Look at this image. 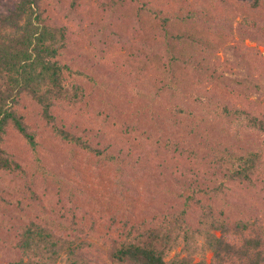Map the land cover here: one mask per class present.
I'll list each match as a JSON object with an SVG mask.
<instances>
[{
	"label": "rangeland",
	"instance_id": "rangeland-1",
	"mask_svg": "<svg viewBox=\"0 0 264 264\" xmlns=\"http://www.w3.org/2000/svg\"><path fill=\"white\" fill-rule=\"evenodd\" d=\"M60 1L51 0L44 7L49 23L66 29L67 47L61 57L67 66L90 78L80 80L84 96L76 110L71 111L67 128L94 143L102 140L103 135L89 128L95 126L86 127L81 121L104 127L112 134L110 140L116 149L110 154L115 159L100 163L94 156L62 141L45 124L40 107L29 98L22 99L17 112L36 135L38 146L33 153L13 130L4 142L5 148L25 162L28 170L25 177L0 174V264L21 258L14 249L20 227L40 211L38 203L31 202L32 193L26 188L38 165L52 175V178L37 176L32 187L42 198L46 214L57 202L66 210L75 209L83 227L93 226L92 240L107 231L115 235L121 227L119 219H128L134 225L173 215L185 208L184 200L192 190H199L195 198L212 206L215 216L224 220L228 228L243 220L258 223L264 232V180L254 177L251 185L228 180L221 169L209 166L211 152L205 149L206 138L197 134L185 138L188 132L183 125L181 128L179 120H187L190 125L205 115L195 96H181L192 91L201 92L205 100H223L233 94L264 105V68L256 73L240 52L244 45L257 50L264 60V10L249 14L252 0H213L211 9H222L220 19L205 18L198 13L189 28L177 25L170 28L169 39L184 30L191 31L195 39L208 42L203 73L196 63L183 61L182 53L190 47L176 45L180 52L176 51L177 62L171 64L184 72L180 81L184 80L186 90L172 92L168 88L171 79L160 80L158 57L166 55L165 44H148L139 34L140 24L131 20V16L123 18L124 11L109 5V0H87L83 14L69 12V0ZM13 2L0 0V14ZM202 4L208 5L204 0ZM200 9L203 7L199 5L197 11ZM126 10H130V4ZM117 20L124 26L126 36L109 39ZM192 47L190 53H199L197 46ZM179 107L187 115L182 112L178 116ZM106 115L107 122L103 121ZM204 128L210 134L208 140L216 143L219 150L264 155V133L241 127L233 133L232 129H225L222 121L211 122ZM167 140L180 144L182 153L166 146ZM219 185L224 186L223 190L215 192ZM196 199L190 203L193 208ZM73 204L75 208L71 207ZM41 218L47 219V215ZM193 220L188 219L190 223ZM179 252V249L171 252L168 258ZM210 257L204 250L196 258L209 264Z\"/></svg>",
	"mask_w": 264,
	"mask_h": 264
},
{
	"label": "trees",
	"instance_id": "trees-1",
	"mask_svg": "<svg viewBox=\"0 0 264 264\" xmlns=\"http://www.w3.org/2000/svg\"><path fill=\"white\" fill-rule=\"evenodd\" d=\"M50 1L14 0L11 7L0 14V174H17L21 177L27 175L28 167L25 162L4 146L10 130L17 132L33 153L36 152V135L25 123L24 116L17 112L20 102L26 98L40 107L45 124L62 141L94 156L100 163L114 162L115 159L110 154L116 149L110 140L112 134L104 127L81 121L86 127L95 126L89 128L103 135L102 140L94 143L91 138L73 133L67 128L71 111L76 110L84 96L80 80L90 78L63 62L61 55L67 47L66 29L49 23L50 18L44 5ZM109 1V5L124 11L121 12L123 18L131 16V20L140 24L142 30L139 34L143 35L148 44H165L166 55L162 54L158 59L162 69L160 80L165 82L171 79L169 91L186 90L183 87L184 80L180 81L184 72L171 64L177 62L175 54L180 52L176 45L190 47L185 48V54L182 53L183 61L188 59L196 63L197 69L202 73L206 70L204 65L207 64L208 42L195 39L191 31L184 30L171 35L170 41L168 31L175 25L183 29L189 28L188 24L192 23L198 13L205 18L220 19L222 9H211L213 0H204L208 5L202 4V0ZM86 3L87 0H69L68 10L83 14ZM129 4L130 10H126ZM199 5L203 9L197 11ZM263 10L264 0H252L247 12L256 14ZM115 23L109 39L126 36L124 26L118 20ZM192 45L200 49L199 53H190L194 48ZM240 52L247 58L252 70L262 72L264 60L257 50L243 45ZM178 61L180 62V58ZM181 96H195L196 104L202 106L201 111H205L204 117L199 119L196 115L195 119L198 120L190 122V125L187 120H179L181 128L183 125L188 132L185 134L183 131L185 138L188 134L206 138L205 149L211 152L209 166L221 169L228 180L238 182L239 185L253 184L254 177L264 180L263 154H235L219 150L216 143L208 140L210 134L204 128V125L211 122L219 124L222 121L225 129H232L233 133L240 127L264 133V105L254 104L248 97L233 94L223 100H205L201 92L193 91ZM239 106L243 108L240 109ZM179 108L176 111L178 116L182 112L187 115L182 107ZM227 118H233L234 121ZM59 121L61 124H58ZM103 121H108L107 115ZM165 145L172 146L175 153L178 149L181 153L183 151L180 144L170 140L165 141ZM122 160L121 158V162ZM35 168L33 179L26 188L32 193L31 202L38 203L40 211L20 227L14 249L20 253L21 258L8 264H204L202 259L196 258L197 253L204 250L211 254L209 264H264V232L258 228V223L239 220L234 227L228 228L224 220L215 216L212 206L203 205L195 198L199 190H192L184 200L185 208L173 215H164L134 225L129 224L128 219H119L122 223L115 235L107 231L103 236L92 240L90 237L91 231L94 232L93 226L88 229L83 227L75 215V209L66 210L57 202L47 211L49 214H46L42 198L33 192L32 187L37 176L52 178V175L42 165ZM223 188V185H219L214 191ZM194 199L195 208L190 204ZM74 206L75 204L71 207ZM221 213H224L223 210L220 216ZM42 215H47V219L41 218ZM188 219L194 220L190 223ZM113 221L116 222V217ZM92 235L94 237L93 233ZM177 249L180 252L168 258Z\"/></svg>",
	"mask_w": 264,
	"mask_h": 264
}]
</instances>
